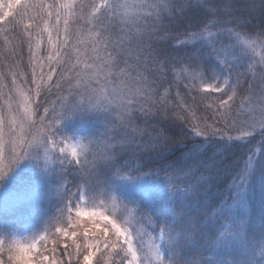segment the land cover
<instances>
[{
	"label": "snow or ice",
	"instance_id": "obj_1",
	"mask_svg": "<svg viewBox=\"0 0 264 264\" xmlns=\"http://www.w3.org/2000/svg\"><path fill=\"white\" fill-rule=\"evenodd\" d=\"M25 161L54 207L0 264H264V0H0V189Z\"/></svg>",
	"mask_w": 264,
	"mask_h": 264
},
{
	"label": "trees",
	"instance_id": "obj_2",
	"mask_svg": "<svg viewBox=\"0 0 264 264\" xmlns=\"http://www.w3.org/2000/svg\"><path fill=\"white\" fill-rule=\"evenodd\" d=\"M25 23H27V20ZM177 90L184 96L185 93L182 86L179 89L172 88V94H175ZM197 115L199 116L200 112H197ZM3 163L6 165L7 161ZM0 191H3L0 195H6L10 199L18 198L25 201L18 209L8 213H5L0 208V229L6 225H14L15 232L29 228V236H31L39 227L43 226V221L54 207V204L49 203L50 197L47 183L41 181L37 169L28 161H25L10 175L5 189H0ZM30 196L31 199H28Z\"/></svg>",
	"mask_w": 264,
	"mask_h": 264
},
{
	"label": "rangeland",
	"instance_id": "obj_3",
	"mask_svg": "<svg viewBox=\"0 0 264 264\" xmlns=\"http://www.w3.org/2000/svg\"><path fill=\"white\" fill-rule=\"evenodd\" d=\"M15 234L17 236H19L20 238H22V239L26 238V237H29V235H30L29 228H25L22 231H17V232H15Z\"/></svg>",
	"mask_w": 264,
	"mask_h": 264
}]
</instances>
